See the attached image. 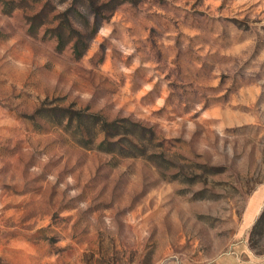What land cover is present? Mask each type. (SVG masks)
<instances>
[{
	"label": "rangeland",
	"instance_id": "obj_1",
	"mask_svg": "<svg viewBox=\"0 0 264 264\" xmlns=\"http://www.w3.org/2000/svg\"><path fill=\"white\" fill-rule=\"evenodd\" d=\"M263 207L264 0H0V264H264Z\"/></svg>",
	"mask_w": 264,
	"mask_h": 264
},
{
	"label": "trees",
	"instance_id": "obj_2",
	"mask_svg": "<svg viewBox=\"0 0 264 264\" xmlns=\"http://www.w3.org/2000/svg\"><path fill=\"white\" fill-rule=\"evenodd\" d=\"M70 31H73V28L71 26H68ZM57 32L59 33V46L58 49L61 50L62 46L61 44H63L62 42V36L64 34V29L63 27H59V29L57 30ZM75 53L77 54V56H81L82 55V51L78 50V44L75 45ZM75 117L74 113H70L69 114V120H73ZM78 121H81V116L77 117ZM115 129V125L114 124H108L107 122H103L102 123V127L101 129L103 130H110V129ZM118 134V133H116ZM264 239V207L261 211V213L259 214V216L257 217V219L255 220L251 231L249 233V240H248V247L249 249L257 255H261L264 254V247H262L261 241Z\"/></svg>",
	"mask_w": 264,
	"mask_h": 264
}]
</instances>
